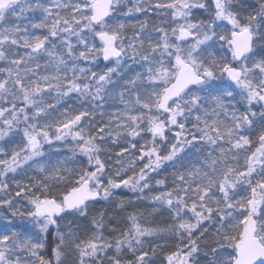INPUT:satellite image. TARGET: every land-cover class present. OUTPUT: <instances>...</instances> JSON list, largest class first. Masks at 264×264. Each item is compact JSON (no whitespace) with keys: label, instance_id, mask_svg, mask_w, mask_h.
Here are the masks:
<instances>
[{"label":"snow or ice","instance_id":"6c2138e0","mask_svg":"<svg viewBox=\"0 0 264 264\" xmlns=\"http://www.w3.org/2000/svg\"><path fill=\"white\" fill-rule=\"evenodd\" d=\"M0 264H264V0H0Z\"/></svg>","mask_w":264,"mask_h":264},{"label":"rangeland","instance_id":"374dc122","mask_svg":"<svg viewBox=\"0 0 264 264\" xmlns=\"http://www.w3.org/2000/svg\"><path fill=\"white\" fill-rule=\"evenodd\" d=\"M61 151L63 152V151H65V149H61Z\"/></svg>","mask_w":264,"mask_h":264},{"label":"trees","instance_id":"16d2710c","mask_svg":"<svg viewBox=\"0 0 264 264\" xmlns=\"http://www.w3.org/2000/svg\"><path fill=\"white\" fill-rule=\"evenodd\" d=\"M169 171H171V169H169ZM129 195H131V194H129Z\"/></svg>","mask_w":264,"mask_h":264}]
</instances>
